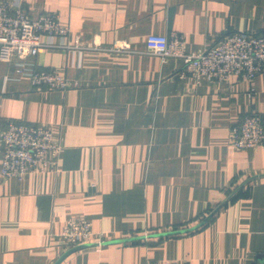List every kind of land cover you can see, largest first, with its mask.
Here are the masks:
<instances>
[{
	"label": "crops",
	"instance_id": "obj_1",
	"mask_svg": "<svg viewBox=\"0 0 264 264\" xmlns=\"http://www.w3.org/2000/svg\"><path fill=\"white\" fill-rule=\"evenodd\" d=\"M11 1L92 49L0 59V130L43 123L61 146L57 170L0 177V264H53L74 216L105 242L59 264H264V147L236 149L229 132L264 113V72L196 80L145 43L176 32L199 52L226 31L264 35V0ZM33 70L69 87L36 89Z\"/></svg>",
	"mask_w": 264,
	"mask_h": 264
},
{
	"label": "built area",
	"instance_id": "obj_2",
	"mask_svg": "<svg viewBox=\"0 0 264 264\" xmlns=\"http://www.w3.org/2000/svg\"><path fill=\"white\" fill-rule=\"evenodd\" d=\"M68 26L59 22L54 13H42L31 17L22 7L11 0H0V59L33 56L48 49H92L64 41ZM146 51L157 55L162 62L179 59L180 75L194 79L223 80L230 75L251 80L264 72V35L250 32H223L212 44L199 52H187L183 37L176 32L149 34ZM111 51L112 47L98 48ZM114 50H128L126 44ZM23 70V69H22ZM34 88L65 90L67 79L54 71L29 72ZM230 139L236 149L264 147V113L251 112L230 128ZM2 159L0 177L21 179L28 173L57 170L61 146L53 139L50 129L43 123H25L8 119L0 130ZM61 237L68 246L94 243L104 244L101 233L93 232L90 221L84 216L66 220ZM146 264H177L172 261H148Z\"/></svg>",
	"mask_w": 264,
	"mask_h": 264
},
{
	"label": "water",
	"instance_id": "obj_3",
	"mask_svg": "<svg viewBox=\"0 0 264 264\" xmlns=\"http://www.w3.org/2000/svg\"><path fill=\"white\" fill-rule=\"evenodd\" d=\"M210 216L211 215H208V217H206L205 220H207ZM186 230H188V229H186ZM169 233H171V232H169ZM169 233H161V234L162 235H167ZM93 246H94V243H83V244H79V245H75L73 247H70L64 253H62L60 255V257H58V259H56V261L53 264H59L65 257H67L69 254H71V253H73L75 251H78V250H81V249H85V248H90V247H93Z\"/></svg>",
	"mask_w": 264,
	"mask_h": 264
}]
</instances>
